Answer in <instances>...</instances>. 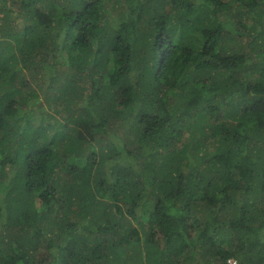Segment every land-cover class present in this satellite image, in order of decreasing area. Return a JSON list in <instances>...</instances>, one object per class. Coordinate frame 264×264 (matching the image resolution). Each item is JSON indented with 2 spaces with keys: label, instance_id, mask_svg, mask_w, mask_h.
Instances as JSON below:
<instances>
[{
  "label": "trees",
  "instance_id": "1",
  "mask_svg": "<svg viewBox=\"0 0 264 264\" xmlns=\"http://www.w3.org/2000/svg\"><path fill=\"white\" fill-rule=\"evenodd\" d=\"M0 34V264H264V0H0Z\"/></svg>",
  "mask_w": 264,
  "mask_h": 264
},
{
  "label": "rangeland",
  "instance_id": "2",
  "mask_svg": "<svg viewBox=\"0 0 264 264\" xmlns=\"http://www.w3.org/2000/svg\"><path fill=\"white\" fill-rule=\"evenodd\" d=\"M227 23L229 24L230 27H233V28L237 27V25L235 24V20L233 18H230ZM46 107L48 108V106ZM36 199H37V202L39 203L38 196L36 197Z\"/></svg>",
  "mask_w": 264,
  "mask_h": 264
},
{
  "label": "built area",
  "instance_id": "3",
  "mask_svg": "<svg viewBox=\"0 0 264 264\" xmlns=\"http://www.w3.org/2000/svg\"><path fill=\"white\" fill-rule=\"evenodd\" d=\"M0 36H1V34H0ZM227 264H240V263L236 259L231 258V259L227 260Z\"/></svg>",
  "mask_w": 264,
  "mask_h": 264
},
{
  "label": "clouds",
  "instance_id": "4",
  "mask_svg": "<svg viewBox=\"0 0 264 264\" xmlns=\"http://www.w3.org/2000/svg\"><path fill=\"white\" fill-rule=\"evenodd\" d=\"M1 37V36H0ZM229 259H231V258H229ZM233 259H235V258H233ZM237 260V259H236ZM238 261V260H237ZM239 262V261H238ZM240 263V262H239ZM241 264V263H240Z\"/></svg>",
  "mask_w": 264,
  "mask_h": 264
}]
</instances>
